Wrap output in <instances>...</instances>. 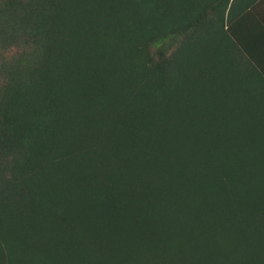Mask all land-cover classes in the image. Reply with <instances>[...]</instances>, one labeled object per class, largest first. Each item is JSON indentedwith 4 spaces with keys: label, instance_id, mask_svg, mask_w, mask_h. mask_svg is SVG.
<instances>
[{
    "label": "trees",
    "instance_id": "trees-1",
    "mask_svg": "<svg viewBox=\"0 0 264 264\" xmlns=\"http://www.w3.org/2000/svg\"><path fill=\"white\" fill-rule=\"evenodd\" d=\"M218 1L0 0V264H264L261 67Z\"/></svg>",
    "mask_w": 264,
    "mask_h": 264
},
{
    "label": "crops",
    "instance_id": "crops-1",
    "mask_svg": "<svg viewBox=\"0 0 264 264\" xmlns=\"http://www.w3.org/2000/svg\"><path fill=\"white\" fill-rule=\"evenodd\" d=\"M227 2V6L217 7L218 12L225 8L226 19L228 15L230 17V24L227 23L225 29L229 28L230 34L234 35L240 45L261 67V70L255 69L257 71H254V65L249 64V72L238 76V80L241 81V91L245 95L244 99L253 101L255 95H263L262 98H264V0H228ZM225 3V0H219L217 5ZM202 19L207 20L205 17ZM218 37L219 40L213 44H219L221 38L229 39L227 35Z\"/></svg>",
    "mask_w": 264,
    "mask_h": 264
}]
</instances>
